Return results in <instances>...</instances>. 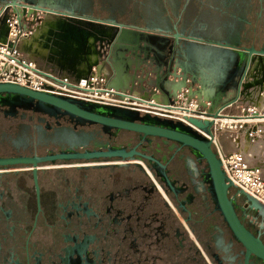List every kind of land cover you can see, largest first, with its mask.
I'll list each match as a JSON object with an SVG mask.
<instances>
[{
  "label": "flooded vegetation",
  "instance_id": "af4514ba",
  "mask_svg": "<svg viewBox=\"0 0 264 264\" xmlns=\"http://www.w3.org/2000/svg\"><path fill=\"white\" fill-rule=\"evenodd\" d=\"M195 1L194 9L184 11L185 0H161L159 6L165 7L170 15L156 24H197L192 31H182L174 26L184 38L179 41L186 40L190 37L187 33L191 32L199 37L190 38L202 44L219 42L240 49L264 50V45L239 46L233 44L234 40L215 41L202 33L213 24H239L232 27L236 35L242 31L243 24H264V0ZM76 2L77 12L108 13L105 22L119 23L127 13L128 2L125 0ZM196 14L204 17L198 18ZM224 16L228 18L223 19ZM235 68L222 81L227 88L236 86L241 70L234 76ZM21 112L43 115L40 121L44 123L45 132L65 125L73 131L87 125L98 126L107 141L35 152L13 151L6 146L9 151L0 154V158L42 157L62 151L84 152L111 147L136 148L137 152L154 157L164 166L174 190L169 189L143 158L147 169L140 167L151 184L129 178L126 169L131 166L126 164L40 165L35 174L31 165H2L0 264H244V248L234 239L216 210L209 183L205 180L206 163L197 159L191 150L162 138H143L137 133L115 129L105 131L99 125L81 124L59 112L49 115L40 111L36 103L25 108L18 106L15 100L0 99V117L4 120L15 119ZM122 133L134 135L135 141L130 145H116ZM160 151L165 155L160 156ZM189 158L200 167V181L206 187L205 201L196 194V181L190 177ZM107 169L117 171V174L96 177L89 173ZM206 201L210 209H206ZM233 204L242 223L253 234L260 233L264 241V216L249 205L246 207L243 199ZM248 216L254 218V224ZM249 264L264 263L250 258Z\"/></svg>",
  "mask_w": 264,
  "mask_h": 264
},
{
  "label": "water",
  "instance_id": "95a60500",
  "mask_svg": "<svg viewBox=\"0 0 264 264\" xmlns=\"http://www.w3.org/2000/svg\"><path fill=\"white\" fill-rule=\"evenodd\" d=\"M21 4H15L14 6H20ZM33 9L40 12L59 14L63 16L73 17L72 13L65 11H56L50 8H44L39 5L33 6ZM30 9V14L33 12ZM85 18V17H83ZM75 20H78L75 18ZM100 26H110L112 28L111 36L103 40L106 43L108 54L105 56V64L112 67L110 64V58L119 56L123 59V72L125 73L124 79L117 80L116 87L119 89L129 87L132 90L137 83V75L142 74V84H146L147 87L156 88L159 78L168 80L170 75L174 78L171 86L172 95L168 102L171 103L181 88L186 86L187 79L178 80L176 73V67L166 72L161 76V67H159L160 60H163L161 54L165 55V59H169L170 64L175 63L172 59L175 53V47L168 45V35L163 32L153 33L143 28L135 26H127L115 22H105L101 20H95ZM173 40L178 44L179 39H184L177 32L174 27ZM160 39V40H159ZM186 40L195 41L196 39L187 37ZM209 45L227 49L232 51V60L236 61L235 70L233 75H237L241 70L238 81L235 88V96L226 102H222L223 96L232 90L233 88H227L225 85L219 83V81H208L207 83H201L198 81L199 65L195 63H189V69L196 71L193 72L190 79L191 83L199 82V92L203 93L207 100L211 102L210 109L203 115L205 118H220L223 117L221 112L224 109L234 104L240 96L243 89V81L251 64L253 56H264V50H256L255 48L240 49L235 46H230L226 43H210ZM100 49L103 50L100 46ZM112 49H115L113 51ZM168 52V55L167 53ZM100 53V58H101ZM189 56V55H188ZM144 57V58H142ZM133 59V63L130 60ZM164 59V60H165ZM222 63V64H221ZM226 63L221 61L219 63V71L224 72L221 68ZM98 68L94 65L89 67ZM155 67H157L155 69ZM179 67V66H178ZM182 66V70H183ZM225 76L227 75L224 72ZM156 77L155 81H152V76ZM110 86V85H109ZM215 88L214 97L212 96L213 89ZM208 89V90H207ZM210 90V91H209ZM209 91V94L207 93ZM0 99H10L18 102V106L27 107L37 104L39 110L53 115L52 112H59L63 115H67L70 118L76 119L79 123L93 124L101 126L105 131L109 129H115L116 131H127L137 133L143 138L145 137H157L167 141L176 143L180 148L185 147L191 150L197 159L203 160L207 166V173L205 174V180L209 183V191L212 194L216 210L221 214L224 223L230 230L234 239L242 245L244 248V264H249L250 258H255L258 261L264 263V241L261 238V234H253L240 220L233 201L228 196V190L233 187V184L228 180L225 172L222 169V162L217 157L211 140V126L212 122L208 120H200L198 118L189 117L186 121L206 132L210 135V138H204L194 131L189 125L183 124L179 121H174L168 118H160L157 116H151L149 114H141L137 111H132L125 108H118L113 106H104L96 103L84 102L69 97L57 96L46 92L35 91L17 84L12 83H0ZM138 157L139 159H137ZM145 159L150 163L157 174L163 178L167 186L171 191L174 190L173 184L167 178L164 166L154 157L141 154L136 151V148H120L111 147L106 150H93V151H62L57 154L46 155L42 157H14V158H0V166L2 165H31L33 167L34 174L36 169L40 165H53L57 162H73V163H107V162H119L123 164H111V165H124L130 161ZM97 166H103L104 164H96ZM110 165V164H105ZM240 194L249 202L250 206L258 211L259 215L264 216V206L257 202L253 197L240 191Z\"/></svg>",
  "mask_w": 264,
  "mask_h": 264
},
{
  "label": "rangeland",
  "instance_id": "374dc122",
  "mask_svg": "<svg viewBox=\"0 0 264 264\" xmlns=\"http://www.w3.org/2000/svg\"><path fill=\"white\" fill-rule=\"evenodd\" d=\"M9 1H15L19 4H35L42 6L44 8H50L56 11H65L74 14L75 16H63L59 14H50L45 12H37L36 15L31 19V33L35 30L39 29L43 24H47L48 26L53 27L55 24H58L59 21L65 20V24H76L75 18L78 20H82L85 23H96L94 19L99 18L101 20L107 21L109 14L106 12H96L93 15L88 13L77 12L78 5L76 0H0V8L3 7L5 3ZM128 2V6H126L127 13L125 12L124 18L120 20V24H124L127 26H135L139 28H143L153 33L163 32L169 34L167 38L171 37L172 32L174 31V26L182 31H192L197 24H156L163 20V17H167L170 13L166 10L165 7L159 6L161 0H125ZM143 1V2H142ZM142 2V3H141ZM197 2L195 0H185L183 10L190 11L194 9ZM6 5V4H5ZM4 5V6H5ZM74 10H72V9ZM169 13V14H168ZM172 15V14H171ZM229 15V14H227ZM195 16V15H194ZM199 18H203L204 16L200 14H196ZM218 20L221 17L218 12ZM85 17V18H83ZM168 18V17H167ZM228 18V16H224L223 19ZM221 19V18H220ZM168 20V19H167ZM104 26L106 23H102ZM202 25V24H200ZM239 24H213L211 27L207 29V31L202 32L207 38L213 39L215 41L220 40H230L234 42H238L239 46H249V44L255 43L257 46L264 45V24H243V29L240 34H234L232 27L238 26ZM203 26V25H202ZM28 28V26H27ZM201 29H204L201 27ZM14 30L19 31V28H15ZM62 36L69 37L73 34L74 29L67 25L61 31ZM160 34V33H158ZM31 34L24 35L18 43V48L20 49V55L24 59L32 60L36 63L38 67L43 66V60L40 58H30L27 54L22 52L21 45L23 44L25 39L30 38ZM53 38V35L49 33H44L39 37H35L32 40V44L34 45V52L38 53L39 56L43 54H47V52H53L55 46L58 45V42ZM97 49L99 53H101V58L99 59L100 64L104 67H107L105 64V56L108 54L106 43L104 42V49H100V42H97ZM212 50H217V48L212 47ZM115 51V49H112ZM221 50V49H219ZM189 60L191 58L199 60L201 56V51L199 48H190L187 49ZM225 54L231 53L230 51L225 50ZM41 54V55H40ZM53 54V53H52ZM221 57L222 60H226L225 56L221 52H219V59ZM260 56H253L251 61L250 70L247 71L245 76L244 83L253 81L254 76L256 75V71L258 70V66L256 62L259 60ZM47 58V57H45ZM52 60L53 58H47ZM188 63H191V61ZM224 72L219 71V83H221L225 79ZM264 83V67L261 72V84ZM233 90V91H232ZM231 91L232 93L229 95L230 97L235 96V88ZM244 90L241 91V103L244 104L246 108L243 112V115L248 114L247 108L256 109L259 111L260 115H263L264 110L262 109L264 100L262 95V90L259 87L258 93L256 92V88L252 92H249L244 95ZM255 91V92H254ZM255 93V94H254ZM259 94V95H258ZM21 116L12 119V120H4V118L0 117V154H3L5 151H9L6 149V146H10L13 151H21L26 150L27 152H35L36 150L45 151L47 149L58 150L60 148L67 147H83L87 144L91 145L94 143H103L107 141V136L102 135L100 132V128L98 126H85L79 127L76 131H73L71 127L67 125L62 126L60 128H53L50 132H45L44 123L40 120L43 119V115L33 114L32 112H21ZM261 128L264 129V123L261 124ZM235 137H230L228 142L225 143L224 147L230 152L235 153L239 152L244 154L247 158H252L254 163L262 169L264 176V131L260 134L255 140L250 141L245 139L244 137L238 138V145L235 146ZM135 141V136L130 133H122L121 136L116 140V145H130ZM249 141V142H248ZM165 152L160 151V156H164ZM256 157H255V156ZM189 164L191 168L190 177L196 181V194L199 195L200 199L205 201L207 198L205 194L206 187L203 186L200 181L199 173L200 167H197L193 164L191 158H189ZM131 162V161H130ZM125 163L126 166H131L126 169L127 176L129 178L133 177L134 179L140 180L142 182H147L151 184V180L148 175L144 172L143 168L147 167L146 164L142 162V165H135L134 163ZM86 163H73V162H63L56 163L55 165H79ZM136 166V167H132ZM142 166V167H140ZM117 172V171H116ZM111 170H92L89 173H94L96 177L103 176L105 174L116 175L117 173ZM206 209H210L208 201H206ZM177 212V210H176Z\"/></svg>",
  "mask_w": 264,
  "mask_h": 264
},
{
  "label": "built area",
  "instance_id": "2783aa9c",
  "mask_svg": "<svg viewBox=\"0 0 264 264\" xmlns=\"http://www.w3.org/2000/svg\"><path fill=\"white\" fill-rule=\"evenodd\" d=\"M33 6L32 4L14 6V3L10 2L0 8V23L6 21L11 27L7 42L0 43V83L17 84L57 96L168 118L189 125L199 135L207 139L210 138V135L190 125L186 119L193 117L211 121L212 147L222 162V169L226 177L233 184V187L228 190L229 198L233 202L243 199L245 206L249 205V208H252L240 194L241 191L264 206L262 169L253 162L252 158H247L242 153H226L216 140L215 135L216 133L232 134L236 142L239 137H244L250 141L255 140L264 131L261 128L264 120L258 119L261 117L259 111L247 108L249 113L243 115L246 108H240L235 113L230 114L223 110L221 112L223 117L205 118L199 114H206L210 109L211 102L206 99L203 93H198L199 86L192 84L189 80L186 81L185 87L177 91L171 103L162 104L153 99H144L127 91L109 87L106 78L99 74L96 67H92L83 78L76 79L44 70L32 60L22 58L18 48L20 37L31 34V19L37 12H40L34 10ZM30 9H33L31 14ZM15 28H19V31L14 30ZM261 90L264 100V83ZM262 107L264 110V104ZM262 117H264V113ZM248 220L253 224L255 223L251 216H248Z\"/></svg>",
  "mask_w": 264,
  "mask_h": 264
},
{
  "label": "crops",
  "instance_id": "0c3cea01",
  "mask_svg": "<svg viewBox=\"0 0 264 264\" xmlns=\"http://www.w3.org/2000/svg\"><path fill=\"white\" fill-rule=\"evenodd\" d=\"M187 35L190 37H197V36L199 37V35H197L196 33H191V32L187 33ZM200 37H202V36H200ZM34 38L35 37H33V39ZM53 38L58 42V45L55 46V49L53 52H47V54L42 55L43 57H47V58L51 57V58L63 63V65H72V63L76 64V63L81 62L80 54H79V52H77L75 50V47L73 45H64L59 41L58 38H56L54 36H53ZM170 38L171 37H169L167 39V43H168V45H172L175 47V53H174V57H173V58H175L174 59L175 63L173 66V64H170L169 59L168 60L165 59V55L161 54L164 57H163V60H160L161 62L159 63L158 66L161 67V76H163V77H164L163 74L172 70L173 67H176L175 75H177L178 80H180V79L182 80V79L186 78L187 80L190 81V79L193 75L192 73L193 72L196 73V71H194V69L193 70L189 69V66H192V65H189L188 61L189 62L191 61V64L192 63L198 64L199 68H200L199 70L202 71V72L198 73V75H199L198 81L199 82L205 84V82L207 83L208 81H211V82L219 81V63L221 61H225V60H222V58H224V57H221L219 59V52H221L223 54V56H225V59H226V63L223 65V67H221L226 74H228L235 67L236 61L232 60L233 55H231L230 53H228L227 55H224L226 53L225 50H227V49L217 48V50H212L211 48L213 46H211L209 44H202V43L190 41V40H180L179 43L177 44ZM32 40L24 46L26 49L34 52V50H33L34 45L32 44ZM233 44H238V42H233ZM192 47L200 49L201 56H200L199 60H196L193 58H191V60H189L187 49H190ZM219 49H221V50H219ZM227 51H229V50H227ZM90 52H91V50H90ZM230 52L232 53V51H230ZM34 53H36V52H34ZM166 53L168 55V52H166ZM36 54H38V53H36ZM29 57L32 58L33 56H29ZM33 58H35V57H33ZM109 60H110V64H112V67H109V66L104 67V65H103V69H99V67L97 69L99 71V74L103 75L106 78L108 86L110 85L109 87L118 90L115 82L117 80H119V78L124 79V76H125V73L123 72V59L119 56H115V57L110 58ZM130 62L133 63V59H131ZM43 63H44L43 66H40V68H42L44 70H50L52 72H55V73H58L60 75L67 76L70 78H75V79L77 78V76L75 74L60 70L57 67H55L53 64H51L50 62L43 60ZM182 66L184 67L183 70L181 69ZM250 67H251V64H250ZM250 67H249L248 71L250 70ZM156 68L157 67H155V69ZM88 72H89V69L84 74V76H86L88 74ZM137 76H138L137 77L138 78L137 83L135 84V86L132 90H130L129 87L119 89V90L127 91L128 93H132L133 95L142 97L144 99H153V100H155V102L162 103V104H164V102H168L170 100V97L172 95V90H171V86H169V85L174 80V78L171 75H170L168 80H164L163 78H159V81L157 83L156 88H153V86L147 87L146 84H142L141 83L142 76H143L142 74H138ZM151 80L155 81L156 77L153 75ZM199 82L195 83V85L199 86L200 85ZM243 82H245V79ZM250 82H252V81H250ZM212 89L213 88H211V90ZM243 89H244V86H243ZM243 89L241 91H243ZM253 90H251L249 92H252ZM209 91L207 92L208 94H209ZM232 91L230 90L229 92H227L223 96L222 102H226L232 98L229 96L232 93ZM211 92H212V96L214 97L215 88ZM249 92H246L245 94H247ZM256 92H257V90H256ZM171 101H172V99H171ZM243 107H245V106L243 103H241V94H240L239 99L234 104H232L231 106L224 109V112L227 114L235 113L236 111H238V109L243 108ZM260 120H264V118H260ZM215 135H216V140L223 147L224 151L226 153H232V152H230V150H227L226 147H224L225 146L224 144L228 142V139L230 137H234V135L228 134V133H216ZM239 138H241V137H239ZM234 142H235L234 143L235 146H237L238 141L236 142L234 140ZM253 162H254V160H253Z\"/></svg>",
  "mask_w": 264,
  "mask_h": 264
},
{
  "label": "bare ground",
  "instance_id": "6f19581e",
  "mask_svg": "<svg viewBox=\"0 0 264 264\" xmlns=\"http://www.w3.org/2000/svg\"><path fill=\"white\" fill-rule=\"evenodd\" d=\"M65 23V20H61L58 24H55L53 27L48 26L47 24H43L41 27H39V29L31 33L30 38L24 40L23 44L21 45L22 52H24L28 56L41 58L47 62H50L60 70L75 74L77 78H83L84 74L88 71L89 67L91 66L96 65L99 67V69H103V66L99 63L100 53L97 49V42H100V46L104 48L103 40L111 36L112 28L110 26H100L96 23H85L82 20H76V24ZM67 25L73 28L74 32L69 37H64L62 36L60 31ZM10 30L11 27L6 21L0 23V43L7 42V36ZM44 33H49L53 35L54 37L58 38L59 41L64 45H73L75 47V50L80 54L81 62L76 64L72 63V65H63V63L55 59L49 60L25 48L24 45L28 44L33 39V37H39ZM256 65L258 66V70L256 71V75L254 76L253 81L244 83V95L246 92H249L254 88L257 89L258 93L259 87H262V85L260 84L261 72L264 67V56L259 57V60L256 62ZM260 116V118H264L262 117L263 115ZM109 163L123 164L121 161ZM130 163L141 165V162L139 160L131 161Z\"/></svg>",
  "mask_w": 264,
  "mask_h": 264
}]
</instances>
